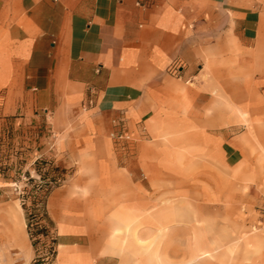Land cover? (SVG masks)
I'll return each instance as SVG.
<instances>
[{"label": "crops", "instance_id": "0c3cea01", "mask_svg": "<svg viewBox=\"0 0 264 264\" xmlns=\"http://www.w3.org/2000/svg\"><path fill=\"white\" fill-rule=\"evenodd\" d=\"M226 4L0 0V104L21 119L48 110L57 139L50 153L93 175H81L79 181L95 192L100 206L117 207L112 219L123 220L126 213L131 220L137 187L124 172L131 166L120 165L121 154L113 147L117 129L142 140V146L158 141L142 153V174H151L156 183L166 170L191 169L194 152L206 147L210 168L203 171L221 172L240 159L236 149L228 153L221 143L228 122L220 104H243L244 43L255 51L256 60L249 59L253 68L259 71L264 63L258 59L259 26L252 11L229 9L237 15L228 22ZM256 75V85L264 87V69ZM172 174L170 189L185 183ZM80 196L88 201L86 194ZM52 201L58 210L78 199L60 190ZM62 226L70 229L66 222ZM60 244L67 255L60 259L69 262L72 243Z\"/></svg>", "mask_w": 264, "mask_h": 264}, {"label": "rangeland", "instance_id": "374dc122", "mask_svg": "<svg viewBox=\"0 0 264 264\" xmlns=\"http://www.w3.org/2000/svg\"><path fill=\"white\" fill-rule=\"evenodd\" d=\"M226 5L228 22L237 15L229 9L243 14L252 11L259 26L258 59L264 63V0H227ZM246 45L242 55L248 60L239 67L243 104H220L226 107L228 122L222 130L226 141L221 143L228 153L236 149L240 158L234 167L203 171L210 168L209 157L203 152L209 147L203 150L205 146L200 145L198 149L203 151L194 152L196 164L191 169L180 167L178 174L166 170L156 183L151 174H142V153L158 141H146L142 146V140L124 128L113 132L128 135L118 139L112 134L111 138L121 154L120 165L131 166L124 172L137 187L132 190L135 204L130 210L136 215L131 220L126 213H121L123 220L112 219L117 207L100 206L95 192L79 181L81 175H93L66 166L50 153L57 139L49 125L48 110L21 119L20 114L4 112L0 104V166L9 168L8 178L0 176V264H264V87L255 83L256 74L264 67L259 71L253 68L257 57L251 45ZM49 162L62 170L59 185L47 196L55 227L51 236L40 237L35 248L23 204L32 205L33 186L49 179L42 176ZM171 174L185 183L170 189ZM60 190H70L77 204L54 210L57 206L50 197ZM82 194L88 196L87 202L81 200ZM65 222L70 227L66 231ZM76 226L81 231L75 232ZM54 238L58 244L52 256ZM64 241L72 243L69 262H62L67 259L66 248L60 244Z\"/></svg>", "mask_w": 264, "mask_h": 264}, {"label": "trees", "instance_id": "16d2710c", "mask_svg": "<svg viewBox=\"0 0 264 264\" xmlns=\"http://www.w3.org/2000/svg\"><path fill=\"white\" fill-rule=\"evenodd\" d=\"M8 171V167L0 166V176L8 178ZM60 172H62V170L59 166H56L52 162H49L48 170L44 172V174L40 173L42 174L43 179H49L46 180L44 184L37 183L33 186L32 192H35V196L32 205H27L26 201H24L23 204L26 214L28 232L30 234L31 239L33 240L35 248H38V244L41 241L40 237L51 236V231L55 227V223L47 209V196L54 187L59 185ZM33 181L34 179H32V182ZM57 244V239L54 238L50 250L52 256H55L57 253Z\"/></svg>", "mask_w": 264, "mask_h": 264}, {"label": "built area", "instance_id": "2783aa9c", "mask_svg": "<svg viewBox=\"0 0 264 264\" xmlns=\"http://www.w3.org/2000/svg\"><path fill=\"white\" fill-rule=\"evenodd\" d=\"M114 137L118 138V139H125L128 137V135H126L124 132H120V133H114L113 134Z\"/></svg>", "mask_w": 264, "mask_h": 264}]
</instances>
